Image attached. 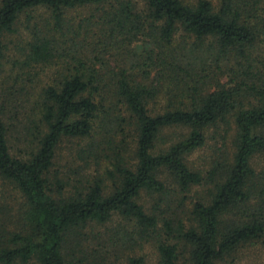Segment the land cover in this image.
I'll return each instance as SVG.
<instances>
[{
	"label": "trees",
	"instance_id": "16d2710c",
	"mask_svg": "<svg viewBox=\"0 0 264 264\" xmlns=\"http://www.w3.org/2000/svg\"><path fill=\"white\" fill-rule=\"evenodd\" d=\"M91 5L98 13L76 25L66 17ZM35 8L49 17L32 24L26 17L24 64L55 68L42 89V125L28 155L11 154L0 107V177L25 197L30 229L0 228V264H144L141 256L110 260L85 244L86 226L114 214L153 241L157 264H179L181 257L215 264L241 244L260 240L264 247V167L257 173L251 164L264 153V61L255 67L252 59L264 39V0H217V6L211 0H0V53L4 34ZM178 30L198 48L210 40L208 65L194 45L174 44ZM136 42L145 47L140 76L135 66L106 69L104 53L116 49L128 57ZM173 126L187 127L188 134L159 148L162 131ZM207 128L224 151L216 146L221 153L202 175L185 156L204 145ZM97 129H105L101 139L110 151L103 154L110 191L94 176L64 195L62 180L52 174L57 146L62 138L85 139L90 150ZM162 175L179 192L206 180L213 185L209 202L193 204L187 226L161 215L157 204L146 211L138 202L142 192L168 200L172 190Z\"/></svg>",
	"mask_w": 264,
	"mask_h": 264
},
{
	"label": "rangeland",
	"instance_id": "374dc122",
	"mask_svg": "<svg viewBox=\"0 0 264 264\" xmlns=\"http://www.w3.org/2000/svg\"><path fill=\"white\" fill-rule=\"evenodd\" d=\"M190 1V0H186ZM192 1V0H191ZM213 5L217 6V0H211ZM99 6L91 5L86 7H77L67 11L66 17L76 25L90 14H97ZM32 16L30 24L40 22L42 18L49 17V12L44 8H35L19 16L12 33H5L3 36L4 48L0 53V107L3 111V119L7 126V139L10 152L14 156L23 157L34 147L37 127L40 126L39 108L41 103L42 89L50 84L53 77L54 68H48L42 65H27L25 63V51L27 48L28 31L26 29V17ZM186 41L187 47L198 48L197 41L187 36L184 31L178 30L174 38V44L180 45ZM209 39L203 41L198 48V59H204L209 64ZM100 48V47H99ZM144 45L136 42L129 48L128 57L118 55L116 49L110 53H104L101 50L104 59L107 61L106 69L114 70L117 67L126 69L134 68L139 72L144 69L142 59ZM253 66L258 67L260 62L264 61V39L260 38L252 50ZM204 64H199L202 66ZM203 74L209 75V67ZM262 71V68H260ZM198 72V69H197ZM154 72L151 74L152 79ZM209 80V79H208ZM222 78V81H225ZM123 115L124 110L121 108ZM223 127V126H222ZM224 128V127H223ZM218 128V132L220 131ZM105 129H97L95 137L90 140L93 143L92 149L86 147L87 140L74 138H62L56 149V156L53 164L52 174L62 180L64 195L71 194L80 185L81 180L99 176L104 178L105 184L110 191L111 180L105 173V168L109 167L103 154H109V149L102 143L101 136ZM189 129L184 126H173L162 131L158 142L159 148H166L169 145L183 139L188 134ZM214 128L205 130L204 145L195 149L185 156V162L188 167L194 171L205 175L211 166V163L217 159L223 146L216 145L211 135ZM102 134V135H101ZM121 136L116 137L120 139ZM127 140H130L128 138ZM89 141V140H88ZM219 141V140H218ZM220 142V141H219ZM227 150L231 151V141L227 136ZM218 149L223 148L221 151ZM132 157V154H131ZM252 167L257 173H260L264 167V153H258L251 161ZM55 175H52V177ZM169 191L172 194L168 200L158 194L142 192L138 202L142 204L146 211H150L153 205L157 204L158 211L167 218H174L180 221L184 226L188 225L190 217L189 212L193 204L197 201L209 202L213 185L208 180L200 185L192 186L190 189L179 192L178 188L172 183L166 175H162ZM52 183L54 179L51 178ZM52 189L56 191V185L53 183ZM56 194V193H55ZM27 204L25 197L20 190L11 181L0 177V228L8 231H19L29 233V226L25 219ZM161 217V216H160ZM176 223V224H175ZM174 225H177L175 222ZM162 222H159V228ZM138 230L132 221L114 214L105 223L91 222L84 229V242L89 246V250L97 251L100 255L109 256L118 262L123 261L128 256H141L144 264H157L158 254L151 239H142ZM34 264V263H32ZM36 264V263H35ZM179 264H187L185 257H181ZM215 264H264V247L260 240L241 244L231 253L217 260Z\"/></svg>",
	"mask_w": 264,
	"mask_h": 264
}]
</instances>
